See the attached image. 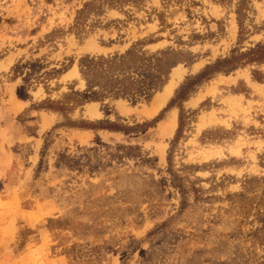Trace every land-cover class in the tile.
<instances>
[{
    "label": "rangeland",
    "instance_id": "rangeland-1",
    "mask_svg": "<svg viewBox=\"0 0 264 264\" xmlns=\"http://www.w3.org/2000/svg\"><path fill=\"white\" fill-rule=\"evenodd\" d=\"M258 48L264 0H0V264H264Z\"/></svg>",
    "mask_w": 264,
    "mask_h": 264
},
{
    "label": "trees",
    "instance_id": "trees-1",
    "mask_svg": "<svg viewBox=\"0 0 264 264\" xmlns=\"http://www.w3.org/2000/svg\"><path fill=\"white\" fill-rule=\"evenodd\" d=\"M245 56H252V58L249 60L250 62H255L258 59H261L264 57V48H258L256 50L250 51L248 54L244 55ZM232 61L226 60L223 61L222 64H228L231 63ZM195 85V81L192 83H189L186 88L178 95L177 100H183L186 98L187 94L191 90V87ZM176 103V102H174Z\"/></svg>",
    "mask_w": 264,
    "mask_h": 264
}]
</instances>
